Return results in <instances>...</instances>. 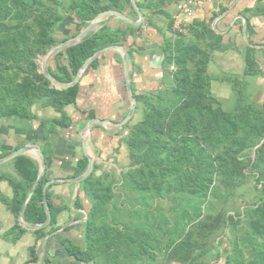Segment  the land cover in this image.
Here are the masks:
<instances>
[{"label":"trees","instance_id":"trees-1","mask_svg":"<svg viewBox=\"0 0 264 264\" xmlns=\"http://www.w3.org/2000/svg\"><path fill=\"white\" fill-rule=\"evenodd\" d=\"M260 3L254 6L253 14L264 16V5ZM137 5L145 7L138 2ZM108 10L137 17L131 0H0V119L37 120L32 111L34 105L60 113L58 117L39 119L44 129L45 145L41 151L46 166L52 154L49 136L57 128L70 126L66 107L76 103L79 85L55 88L40 72L38 59ZM67 18L75 26L73 33H59ZM211 22L212 19L195 20L186 35L180 33L160 46L163 70L173 79L171 87L135 94L131 85L136 108L142 105L144 111L139 121L130 125V120L122 128L129 129L124 143L130 163L117 188L126 199L118 201L120 193L113 191L112 181H106L107 175H96L95 164L92 173L80 182L74 202V208H85L81 192L90 202L88 216L81 224L85 245L65 236L59 239L67 254L81 264H212L222 256L224 237L229 250L223 264H264V105L242 102L244 94L240 88L246 79L263 76L264 71L255 56V46L246 45L244 71L233 86L238 100L233 111L224 110L211 91L213 77L207 72L211 54L222 41ZM97 26L100 27L80 42L52 57L55 65L52 68L50 63L48 70L56 80L71 82L90 55L109 45H121L127 50L132 78L136 71L135 50L128 40L135 37L142 25L110 15ZM261 51L264 54V49ZM100 57L85 72L96 68ZM171 66L174 69L169 71ZM87 118H94V114L89 112ZM7 163H11L12 172L0 169V183H7L11 195L6 196L0 188V203L17 219L37 180L39 164L28 155ZM87 165L86 156L79 158L72 177L81 175ZM250 178L257 194L242 201V205L235 204L240 198L236 190ZM48 180L45 169L26 204L24 221L38 224L46 220L43 186ZM54 185L47 189L51 221L31 231L34 244L28 248L29 259L22 264L39 263L38 242L50 234L56 235L54 232L60 228L58 215L69 209L55 205L50 191ZM127 194H137V205ZM212 197L218 201L217 208ZM171 198L176 199L173 210L180 215L170 229L167 217L150 211V219L149 211L138 204L144 199ZM163 230L169 233V246L161 262L157 253L162 251ZM27 232L17 220L0 238L16 243ZM41 264L53 263L44 257Z\"/></svg>","mask_w":264,"mask_h":264},{"label":"crops","instance_id":"crops-1","mask_svg":"<svg viewBox=\"0 0 264 264\" xmlns=\"http://www.w3.org/2000/svg\"><path fill=\"white\" fill-rule=\"evenodd\" d=\"M135 1L145 7L141 8L138 5L143 14V20L139 24L142 25V28L136 32L135 37L128 40V45L135 50L133 60L137 68L133 72L130 83L135 88V94H145L160 88L166 89L168 85L170 86L173 83L172 76L163 70V56L159 51L160 46L166 40L176 39L180 34L173 27V16L178 10L180 0ZM260 1L262 2V0H210L204 7L195 11L190 24L195 20L209 21L212 19L211 26L213 30L222 38L220 46L215 49L212 57L213 64L217 68V75L240 76L244 71L243 51L246 45L255 46L258 49L264 48V16L253 14L254 6ZM137 19H139L138 14L133 20ZM190 24L186 27L185 33H181L182 35L188 33ZM100 56L98 66L84 72L77 82L79 90L76 103L66 108L71 117L70 126L57 128L49 136V143L52 147V154L47 159L46 166L49 179L72 177L76 161L85 156L82 149V137L85 133L83 127L90 120L87 118L89 112L94 114V118L106 121L92 126L91 136L87 141L89 152L94 153L92 150L94 149L93 141L97 139L95 144L98 145L106 139V132L108 134V131L112 129V124L115 125L114 128L120 131L123 128L117 127L116 123L122 121L127 115L130 108V99L124 83L122 61H119L121 53L112 50ZM261 68L264 71V63ZM130 70L131 65L129 64V72ZM260 78L262 80L264 75L257 79L250 78L244 81L242 87L246 97L257 91L262 84L258 83ZM221 88L224 89V87ZM40 108L41 110L47 109ZM136 110L133 115V124L140 120V116L137 117ZM38 114L40 117L41 114ZM43 132L44 129L38 120L24 122L14 119H0V154L17 149L21 147L20 144L23 146L26 143L37 144L40 148L44 147ZM127 153V147L124 143L117 157V161L122 162V165L128 161ZM28 156L35 159L33 155ZM94 159L95 164L100 161L102 163L106 162L103 157L96 156ZM127 169L128 166H124V168L118 170L121 182V173L127 171ZM99 174L101 173L97 175ZM76 187L74 182H59L50 189L55 205L57 207L69 206V209H64L58 215L60 228L54 232L56 235L51 237L53 234H50L45 242H43L44 240L41 243L38 242V246H41L39 264H41V259L44 257H48L53 264H81L70 257L59 243L61 236L68 237L78 244L83 239L81 224L86 220L90 202L81 192L79 195L83 199L85 208H74V203L72 204L71 201L72 199L76 200L78 196V194L76 196ZM0 188L6 195L7 187L4 183L0 185ZM120 195L124 197L122 193ZM0 225L1 229L4 230L13 225V216L1 203ZM34 240L31 233H25L16 243H10L0 238V247L5 249L4 252L0 253V264L23 263L26 255H28V248L34 244Z\"/></svg>","mask_w":264,"mask_h":264},{"label":"rangeland","instance_id":"rangeland-1","mask_svg":"<svg viewBox=\"0 0 264 264\" xmlns=\"http://www.w3.org/2000/svg\"><path fill=\"white\" fill-rule=\"evenodd\" d=\"M263 1L264 0H262V2L259 4L260 6L264 5ZM69 20H70L69 18H67V20H65L67 22L62 24V28L59 29L60 30L59 33H62V32H65V33H70L71 32V33H73V30L75 29V26L71 25L69 23ZM210 20H209V22H210ZM263 21H264V19H263ZM206 22H208V21H206ZM261 49H264V48H260V49L256 48L257 51L255 52V56L257 58L258 63L262 65L264 63V54L261 51ZM214 52H215V50L212 52L211 59L209 60L208 65H207V72L213 77V80H212V83H211V91H212L213 95L215 97H217L221 101L224 110L231 112V111H233V109H234V107L236 105V102L238 100V93L233 89V86L235 84L234 81L240 79L242 74H240V76H236V75L233 76V75H230V74H227L225 76L224 75H217V73H218L216 71L217 68L213 64V61H212V57L214 55ZM244 52H245V50L243 51V54H244ZM42 58H43V56H40L39 59H38V62H39L40 65H41ZM243 58H244V56H243ZM50 63H51V67L54 68L55 63H54L53 59L50 60ZM261 65H260V67H261ZM244 66H245V62H244ZM135 69H137V68L135 67ZM257 78H255V79H257ZM258 83H262L261 85L258 84V85H260L259 86L260 88L258 87L257 91H255V93L252 94L251 96L246 97V94H244V92H242L244 94V96H243L244 101H242V102H245V103L252 102V103H255L257 106H263L264 105V78L262 80L260 78ZM172 85H173V83L170 86L168 85V87H171ZM168 87H166V89ZM221 87H224V89H222ZM240 88L243 90V87H240ZM160 89H163V88H160ZM160 89H158V90L156 89L154 91H149L147 93H156ZM136 106H137V104H136ZM43 108H46V107H43ZM32 111L37 116V118H38L37 120L38 121H39V119H48V118L60 116V113L55 112L53 109H51V108L48 109L47 108L46 110H41V108L38 105H34L32 107ZM143 111L144 110H143L142 105H140L139 109L136 110L137 115H138L137 117L140 116V119L143 116ZM66 112L70 116V114L68 113L67 110H66ZM38 113L41 114L40 117L38 116L39 115ZM11 119L17 120L15 118H11ZM11 119H7V120H11ZM263 119H264V113H263ZM130 120H131L130 121V125H131V124H133L132 123L133 116H132V118ZM111 127H112V129L108 131V134L106 132V139L103 142H101L98 145H96L95 141H97V139L95 141H93L94 149H92V150L94 151V153L91 152V151L89 153L93 157H96V156L103 157V159L106 160L105 163H102L100 161L97 164V170L95 171V173H96V175L98 173H101L99 175H103V176L107 175L106 181H112L111 184H112L113 191L116 192V193L118 192V193L121 194L122 191L120 192V190L117 188V187H119L121 185V177H120V175L118 173V170H120V168H122V167L124 168V166L127 167L129 165V163H130L128 149H127V152H128L127 153V159H128V161L123 163L124 166L121 164L122 162L117 161V157L120 154V148L124 144V137L129 132V129L126 128V129L120 131L119 129L114 128L115 125H113V124L111 125ZM110 131H113V132H110ZM90 136H91V134H90ZM89 139H90V137L88 138V141H89ZM117 144H118V146L116 147ZM27 155H33L35 157V160L38 162L37 156L35 154H30L29 153ZM30 157H32V156H30ZM0 166H1L0 169L2 171H11L12 172L11 163H7L6 162V164L4 163V164H2ZM3 183L7 187V192H5L6 196H10L11 195V189L8 187L6 182H1L0 185L3 184ZM252 184H253V178H250V180L245 185H243L241 188L236 190L235 194H236V196H240V198L237 199V201H236L237 203H235V204L242 205L243 204L242 201H245V199H251L254 195L257 194L256 192L253 191V189L251 187ZM122 198L126 199V196L124 195V197H122L120 195L118 201H121ZM128 198L130 200H133V202L135 204L137 203V201H134L135 198H137V194H134V195L129 194ZM144 200L145 201L139 200L138 204L140 206H142L143 209L149 211V218L150 219H152V215L150 214L151 213L150 211H153L154 214L157 215V216L159 214H163L168 219L169 229L174 227V219L176 217H178L177 215H180L179 211L177 212V211L173 210V208L177 205L176 199L171 198V199H163V200L162 199H156V200L155 199H153V200L144 199ZM211 201L213 202V205L216 206V208H217L218 207V201H216V198L212 197ZM119 204H121V203L119 202ZM227 206L229 207V204H227ZM122 213H123V211H122ZM16 221H17V219L13 216V225L12 226L15 225ZM11 227H8L7 229L4 230V229H1L2 227L0 225V231H1L0 232V236L6 230H8ZM82 230H83L82 232L84 233V227H82ZM28 231L29 232H27V233H31L34 236V234L31 232L33 230H28ZM160 235H161L162 251L160 253L159 252L157 253V259L160 260L161 262H163L164 257H165V253H166L165 250L167 249L166 247L169 246V244H168L169 233L168 232L166 233L163 230V232L160 233ZM79 244L85 245L82 241ZM220 249L222 251V256H221L220 260L218 262H212V264H223L224 263L225 255H226V253L229 250V245L227 243L226 237H224V241H223ZM4 250L5 249L3 247H0V253L4 252ZM27 259H29V254L26 255V259L24 261H26Z\"/></svg>","mask_w":264,"mask_h":264},{"label":"water","instance_id":"water-1","mask_svg":"<svg viewBox=\"0 0 264 264\" xmlns=\"http://www.w3.org/2000/svg\"><path fill=\"white\" fill-rule=\"evenodd\" d=\"M131 4H132L134 10L136 11V13L138 14L139 19L133 20V19L127 17L126 15H124L120 12H117L115 10H108V11L102 12V13L98 14L88 24V26L85 27L82 31H80L76 36H74L70 39H67V40L53 46L52 48H50V50L43 56L42 61H41V65H40V67H41L40 72L45 76L46 79H48L50 81L51 85L54 86L55 88H58V89H64V88H68V87L75 85L79 81L81 75L85 72L87 67L90 65V63L94 59L98 58L100 55H102L108 51H112V50L119 51L121 53L124 83H125L126 91L128 93L129 99H130V108H129L127 115L123 118L122 121H119L116 123V126L119 128H122L125 124H127L130 121V119L134 115V112L136 110V104H137V101H136V98L134 97V92L132 90V86L130 83L128 53H127V50L123 46H121V45H109V46L103 47V48L95 51L92 55H90L84 61V63L79 68L78 73L76 74L75 78L69 83H61L58 80H56L48 70V63L56 53L66 49L69 46H72V45L80 42L90 32L97 30L100 27V26H97L98 23L100 21L104 20L107 16L112 15L116 18L122 19L125 22L132 23L135 25H139L143 20V14H142V12H141L140 8L138 7L135 0H131ZM104 122H106V121L101 120V119H97V118H92V119L88 120L86 125L83 127V130L85 131V133H84V136L82 137V149H83V154L88 158V165H87L86 170L79 176L64 178V179L53 178V179H49L44 184V186H43V195H44L43 203H44V207H45L47 217H46V220L42 223H38V224L28 223V222L24 221V219H23V212H24V209L26 207V204L29 201L32 193L34 192L36 185L38 184V182L42 178V176L45 172V169H46L45 157L41 151L40 146L37 144H33V143H26L23 146L10 151L5 156L0 157V165H2L4 163L10 161L13 158L20 156V155H27L29 153H32V151L36 152L35 155L37 156V160H38V164H39V174H38L37 180L35 181V183L30 188L29 192L27 193V196H26V198H25V200H24V202H23V204L19 210V214L17 217L18 223L23 228L28 229V230H36V229H40V228L45 227L51 221V212H50V209H49L48 203H47V187L49 185L56 184L59 182H74L77 186L76 187V196H77L78 187H79L80 182L82 180H84L85 178H87L92 173V171L94 169V165H95V159L89 153V151L87 149V141H88V138L90 137V130L94 124L104 123ZM74 200L75 199H72V201H71L72 204L74 203ZM87 216L88 215L86 213V218H87ZM48 237H49V235L44 239L43 242H45Z\"/></svg>","mask_w":264,"mask_h":264},{"label":"built area","instance_id":"built-area-1","mask_svg":"<svg viewBox=\"0 0 264 264\" xmlns=\"http://www.w3.org/2000/svg\"><path fill=\"white\" fill-rule=\"evenodd\" d=\"M210 0H180L178 10L173 16V27L178 33H185L186 27L190 24L197 9H201ZM174 69L173 66L170 67Z\"/></svg>","mask_w":264,"mask_h":264},{"label":"bare ground","instance_id":"bare-ground-1","mask_svg":"<svg viewBox=\"0 0 264 264\" xmlns=\"http://www.w3.org/2000/svg\"><path fill=\"white\" fill-rule=\"evenodd\" d=\"M32 153L36 154V152H35V151H32Z\"/></svg>","mask_w":264,"mask_h":264}]
</instances>
